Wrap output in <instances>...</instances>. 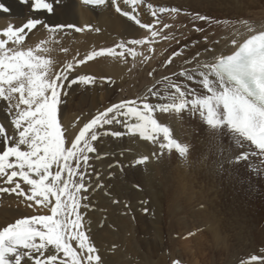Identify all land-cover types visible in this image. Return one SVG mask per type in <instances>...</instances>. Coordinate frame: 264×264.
Instances as JSON below:
<instances>
[{"label":"bare ground","instance_id":"1","mask_svg":"<svg viewBox=\"0 0 264 264\" xmlns=\"http://www.w3.org/2000/svg\"><path fill=\"white\" fill-rule=\"evenodd\" d=\"M58 1L59 0H54V2ZM67 1L70 2L71 5L67 9H56L53 16L38 12L36 17L43 23L29 31L20 45H16L9 41L7 47L13 50L32 49L35 55L50 59L52 62V74L58 71L63 72V69H65L68 63H73L74 68L72 70L78 69L80 71H86L93 76H104L105 79L103 80L97 78L91 90L88 89L83 94V96L88 94L84 99L89 101L91 110H94V107L103 103V108H97L98 110L88 115L89 118L91 115L94 117L99 112L105 110L104 106L111 103L110 101L113 98H115V104L121 101H136L137 103L143 101L153 105L164 103V95H166V93H164V89H160L157 85L160 81H165L169 84L178 83L186 89L192 90L193 88L197 95L205 94L202 86L199 84V78L189 81L186 77L181 76L180 73L184 70L190 71L196 69L198 65L214 62L215 58L227 54L235 48L236 45L232 44L233 40H236L238 43L247 36L264 30V17H254V14H252V17H237V20L233 21L218 20L214 15H211L210 18L205 17V19H200V14L202 13L200 11L201 9L195 5L188 4V0H153V2L171 1L172 3L184 4L193 8L192 17H190V12L188 10L178 12L173 15L174 19L172 23H168L165 20V17L171 16L170 14L166 15L164 17L165 19L162 18L164 21H161L162 19H155L153 13L159 8L156 4L154 5L153 2H151L153 9L150 7L141 9L142 5H139L140 0L134 6L125 4L124 0H117V5L122 11H134V15L140 20L141 24L152 25L151 30L140 27L133 20L117 11L115 14L111 10L105 9V6L96 9L91 5H82L78 0ZM192 1L198 2L197 0ZM261 1L264 2V0H254L257 4ZM7 7L10 9L9 12L0 11V30L5 29L2 25L19 23L23 21L24 17L27 15L26 10L28 9L24 4L18 1L10 0ZM54 7L60 6L54 5ZM149 10L152 13L151 21L147 17V11L149 12ZM214 10L215 13L224 12L223 10ZM196 11H199L200 14L195 13L194 16V12ZM249 11L252 12V10ZM228 12L230 11H227V13ZM242 12L246 11H236L235 13H241L240 15H242ZM259 13L264 16V11ZM228 19L234 18L229 17ZM44 23L49 26L62 25L64 27L59 31H52L45 28L43 26ZM165 25L168 27H165ZM77 29L80 30L78 31ZM249 29H251V31H249ZM153 31L157 33L155 37L152 36ZM0 39H7V37L0 35ZM192 39L197 40L193 41ZM133 40H143L145 42L142 44H134L131 43ZM111 41H114V43L111 45L107 44L108 46H106L105 42ZM121 44L124 45V49H132V52L128 53L125 51V55L120 56L119 52L123 51V49H120L118 46ZM38 45L40 46L39 48H37ZM102 48H116L117 55L105 54L103 56L94 57L92 60L86 61L83 64L75 65L76 61L79 59L83 60L90 52L98 51ZM75 56H77L78 59H76ZM169 60H171L170 63ZM163 70L165 74L167 73L168 75L164 77L165 79L157 78L156 80L154 76H158L159 71ZM150 73L152 75H150ZM71 76L73 75L70 74L65 81H68ZM109 76L115 79V83L112 82L113 84L111 83L109 85ZM145 82L149 83L146 85L148 90H146L147 88L142 90L143 92L137 96V88ZM149 89L159 91L162 95L159 97L150 95ZM114 91H116V97H114ZM16 95L18 98L19 94ZM64 101V99L63 101L61 100L57 106V117L63 112L64 104L66 103V101ZM0 104L2 106H7L6 102H0ZM194 114H196V111L191 107L182 110L180 113L167 114L156 112L154 114V118L157 119L158 122L169 127L170 138L175 139L179 143L182 141V143L188 147L190 156L186 157V160L179 159V157L175 155L176 150L174 149H161L159 147L160 143H166V141L163 140L162 134L158 136V142L153 143L151 140L142 139L138 134H129L123 123L118 124L116 131L121 133L120 136H117L116 141L117 154L121 155H118V160H121L119 162L124 168L123 173L126 174L125 178L130 180L140 178L143 185L146 187L148 186L147 191L150 198L149 203L153 208V218L151 220H146L143 217H138L135 208H131L132 211L130 212V216L127 214L116 217L111 210L112 206L106 204L99 198L101 195L92 194L94 197L91 196V200L95 202L96 208L102 210L103 216L100 213L101 217H99L98 210V212L93 211V213H97L95 218L93 216V220H86H90L89 223H91V229L89 231H85V221L82 217V230L88 236V242L96 249L93 255L99 254L101 258L100 264H118L121 261L120 258L119 260L116 257L114 252H104L100 255L99 252L106 246L108 250L112 248V244L115 245V248L118 246L117 249H119V251L117 250L116 252H120L121 255L123 254L122 250L128 251L129 258H123V264H157L154 263V257L153 261L150 258V255L152 256L150 244L153 240L159 243L158 246H162L163 244V231L161 226L163 199L162 192L159 188L163 185L167 186V177L169 176L170 170L175 169L179 171L181 175H184L189 165L197 166L192 172L194 174L192 178H198V180L191 182L196 186H205L202 191L200 190V192H197L196 197H194V195L190 197V199H192V197L193 199L195 198L196 202L199 203L196 204V206L200 205V208L196 210V215H194L195 213L193 214L197 222L195 223L199 227L205 226V230L210 234V243L205 244L208 246H204L203 249H206L208 253L215 257L216 254H218L219 257L223 254L230 257L225 258L227 264H236L240 255L248 256V258L253 256L257 257L256 260H247L244 258L246 259L244 264H264V250H259L260 247H257L264 243V235H262L264 233V226L263 233L254 231L253 228L256 218L258 219L262 214L255 209V204L250 202V206L248 205L250 207L248 212H250L249 210L253 213L255 211V214L252 213L251 217L247 216V213H245L246 210L240 206L241 204L229 203L230 200H233L234 195L239 196L237 193L234 194L235 190H231L229 199L226 198L225 200L223 196L224 189L221 188L219 190L217 185H220V183L217 179L214 180V177H221L220 171H227L230 175L234 174L236 176L247 173L249 170L248 161H246L248 170L242 167L243 163L241 162L244 161L238 163H230L229 161L234 160L235 157L239 156V153L248 151L249 145L245 144L243 147L237 146L230 142L231 138L227 132L224 136L221 133L209 130V127H200L197 120H193L192 115ZM74 119V115L65 117V123L68 125L66 133L69 135L73 133L72 125H76L77 123ZM186 123L191 125L194 130L199 128L200 134L196 135L192 131V134H188L186 131L181 132L185 128L184 124ZM184 134L188 137L192 136V138L190 137L191 139L189 140L187 138V142H185ZM23 149H26V146H24ZM252 150L255 149L253 148ZM144 156L149 157L148 162L137 165L136 160ZM250 159L253 163L258 162L257 157H251ZM173 163L174 168L172 167ZM102 168V166H98V170H102ZM249 172L252 174V177H249L250 181L247 184H249V186L252 185V187H250L251 191L245 187L242 188H244V190L246 189L247 192L249 190L252 198L259 199V196L264 195V186H256L255 182L260 181L264 184V171L256 172L249 170ZM184 179L185 178H182V180ZM118 181H120L119 176H111L110 182L116 183ZM191 182L188 184L189 187L192 184ZM124 186L125 188L122 190H130L131 193H135V196L141 195V193L135 191L136 189L134 190L131 186H127V184H124ZM105 190H107V187ZM126 196H128L127 191ZM122 197H124V195L121 192L119 198ZM221 197L224 199H221ZM182 198L179 191L176 189H171L166 195V199L168 200L166 216L170 218L169 224L171 227L176 216L174 212L179 209L178 202H182ZM221 201L224 202L222 203ZM10 202L13 203L14 200L8 199V202H5L2 208V211L8 213L10 216L23 215L25 213L33 214L41 210H44L46 213L50 211V208H43L35 203L30 208H14L11 204L9 205ZM25 203L26 202L22 200L24 206ZM81 213H84V210H81ZM85 214L91 216L88 210ZM183 223L184 227H187L185 220H183ZM151 228L154 230L155 234V239L153 240H151L152 238L150 237ZM70 243L78 253L81 252L76 241H71ZM138 248L141 249V251H139ZM153 250L155 249L153 248ZM81 255L86 258L88 253L85 251L81 253ZM216 259L217 257L215 260ZM209 260L211 262L215 261L212 258ZM192 261L198 262L197 259H192Z\"/></svg>","mask_w":264,"mask_h":264},{"label":"snow or ice","instance_id":"2","mask_svg":"<svg viewBox=\"0 0 264 264\" xmlns=\"http://www.w3.org/2000/svg\"><path fill=\"white\" fill-rule=\"evenodd\" d=\"M19 2L30 4L32 11L51 13L54 10V0ZM96 2L103 4L105 0ZM138 2L124 0L125 4L133 6ZM112 3L117 5V0H112ZM115 10L140 27L151 30L152 25L141 24L134 11H122L118 5ZM0 11L9 12L10 9L0 2ZM42 23L38 18H29L21 27L9 25L0 30V35L7 37L0 39V102H6L10 115L11 110H15L10 120L13 134L10 135L6 127L0 125V144L4 146L0 151V182L14 186L0 187V192L15 193L27 201H34L36 205L50 208L51 214L17 219L0 229V264H24L25 261L31 264H69V261L70 264H100V256L93 255L96 249L82 230L83 219L79 209L85 197L79 194L87 190L83 183L86 172L81 169L87 168L89 154L95 151L91 142L98 139V129L105 125L123 123L129 134H138L153 143H157L158 136L162 134L166 143H160L159 147L174 149L183 157L188 147L170 138L169 127L158 122L154 114L180 113L191 107L210 129L221 134L226 131L231 143L240 147L249 145L248 151L230 163L248 161L249 170L264 171V31L240 43L230 55H221L212 63L180 73L189 81L199 78L205 94L197 95L195 90L183 88L181 84L162 81L166 93L164 103L121 101L111 105L84 123L71 146L65 147L64 133L57 120V105L60 103L59 89L68 79L66 73L74 68V64L68 63L63 69L64 74L59 71L52 74L50 59L35 55L32 49L7 47L9 41L20 45L25 38V30L31 31ZM43 26L52 31L64 27L46 23ZM156 35L153 31L152 36ZM144 42L131 41L134 44ZM232 44L236 45L237 41L233 40ZM118 47L123 49L120 56H124L125 51L132 52L130 48L124 49L123 44ZM105 54L117 55L116 48L92 51L76 64ZM79 81L88 85L94 82V78L80 76ZM76 82L72 80L70 83ZM16 94H19L18 98ZM149 94L162 95L154 89H149ZM111 134L121 135L119 132ZM22 146H26V150H22ZM251 157H257L258 162L253 163ZM148 160L149 157L144 156L138 158L136 164H145ZM20 181L28 186L27 191ZM144 211L147 213V209ZM71 241L77 242L80 253L73 248ZM85 251L88 253L86 258L81 255ZM250 259L256 260L257 257Z\"/></svg>","mask_w":264,"mask_h":264},{"label":"rangeland","instance_id":"3","mask_svg":"<svg viewBox=\"0 0 264 264\" xmlns=\"http://www.w3.org/2000/svg\"><path fill=\"white\" fill-rule=\"evenodd\" d=\"M15 1L19 2V0H15ZM78 1L84 6H90L91 5L92 7L96 8V9H98V7L105 6L106 7L105 9L111 10L113 13L116 14V10H115L116 5H113L112 0H105V2L103 4H98L96 2V0H90V2H87V3L85 2V0H78ZM197 1L198 2L188 0V2H189L188 4L195 5L201 9L200 11L202 13L200 14L199 11H196V12H194V16H195V13L200 14V16L204 17V18L205 17L210 18L211 15H214L216 18H218V20H229V21L237 20L236 19L237 17H244V16L245 17H252V14H254L253 15L254 17L255 16L256 17H264L263 15H261V13H259V12L264 11V2L263 1L259 2V4L254 2V0H197ZM0 2L4 3L6 6H8L10 0H0ZM151 2H153V0H140L139 5H142L141 9H147L149 7L153 9ZM153 4L154 5L156 4V6L159 8L157 11L154 10L155 13H153V16H155V19H162L166 15L170 14L171 16L165 17L166 19L164 18L168 23L173 22V19H174L173 15L177 14L178 12H183L185 10L186 11L188 10L190 12L189 13L190 17H192V14L194 11L193 8L190 6H187L184 4L172 3L171 1H169V2H166V1H164V2H153ZM54 5H57L60 7H54L53 12L48 13L46 11H32L30 4H28V5L24 4V6L28 9V10H26L27 11L26 17H24L23 21L16 23V24H13L12 26L21 27L24 23H26V21L29 18H37L36 15L38 12L53 16V14L56 12V9H58V8L67 9L71 5V3L68 2L67 0H59L58 2H54ZM238 7H240V8H238ZM162 9H163V11H161ZM214 9L223 10L224 12L215 13ZM234 10H236V11L245 10L246 12H242L243 14L240 15L241 13L236 14L235 13L236 11H234ZM249 10H252V12ZM227 11H230V12L227 13ZM231 11H234V12H231ZM147 17L151 21L152 13L150 10H149V12L147 11ZM229 17L234 18V19H228ZM255 19H263V18H255ZM161 21H164V20L162 19ZM9 25L10 24H8V25L4 24L2 26H3V28L6 29ZM28 32H29L28 30H25V33H24L25 37H26V34H28ZM197 39H192V40L196 41ZM105 43H106V46H108L107 44L111 45L112 43H114V41L105 42ZM75 58L78 59L77 56H75ZM75 65H77V64H75ZM61 73L64 74L63 72H61ZM70 74H72L73 76H71L68 81H63L62 87L59 89V91L61 93L59 96V100L63 101V99H64L66 101V103L64 104L63 112L61 113L60 116L57 117L58 123L60 124L61 129L64 133L65 147L71 146V141L75 138V135L78 134L79 129L81 127H83L84 123L88 122L89 120H91L93 118V115H91L90 118L88 115L91 114L92 112L94 113L95 110H98L97 108H99V109L103 108V103H100L98 106L94 107V110H91V106L89 105V101L84 99L88 96V94H86L84 96H83V94L88 89L91 90V87H93L94 82L91 84L85 85L84 83L79 81V77L80 76H91L94 78V81L97 78L102 79V80L105 79L104 76L103 77L102 76L101 77L93 76L91 74H88L86 71H80L78 69L68 71L66 73L67 77ZM166 75H168V74L167 73L165 74V71L163 70V71H159L158 76H154V78H156V80H157V78L158 79H160V78L165 79L164 77ZM108 79L110 80L109 85L112 82L115 83V79L112 76H109ZM72 80H76L77 82L76 83H70ZM161 82L162 81H160V83L157 85L160 87V89H164L163 88L164 84ZM147 84H149V83L148 82L142 83L137 88V91H136L137 96H139V94L143 92L142 90H145L147 88L146 87ZM146 90H148V88ZM192 90H193V88H192ZM113 94H114V97H116V91H114ZM110 102L111 103L104 106V109H107L111 105H114L116 102L115 98H113ZM9 111L10 110L8 109L7 106H2L0 104V125H4L6 127L7 132L11 135V134H13V128L10 125V120H11L12 116L15 115V110L14 109L11 110L12 115L9 114ZM70 115H74V117H75L74 120L77 122V123L75 122L77 126L75 124L72 125L73 133L71 135L66 133V129H67L68 125H67V123H65V117L70 116ZM192 117H193V120H195V119L197 120V122L200 124V127H208L203 122L201 115L197 111H196V114L192 115ZM182 120H183V118H182ZM117 126H118L117 123H112L110 125H105L102 129H98V131L100 133L98 136V139L96 141L91 142L95 151L89 154L90 160H89V164H88L87 168L81 169L82 171L86 172V176H85L83 183L86 185L87 190L81 191V193L79 194L81 197H85V199H83L81 201V207L79 209L80 213H81V210H84V213H81V215L85 221L84 226L87 228V229L85 228V231H89L91 229V226H90L91 223H89L90 220H88V221H86V220L87 219L93 220V218H92L93 216L95 218L97 213L95 214V213H93V211L98 210L99 212L98 211L97 212L99 213V217H101V215H102V212H101L102 210H99V208H96L95 202L93 200H91V196H93L92 194L101 195L99 198L103 202H105L106 204H109L110 206H112L111 210L113 211V214H115L116 217L122 216V215H127V214H129V216H130V214H131L130 212L132 211L131 208L132 209L135 208V210H137L136 213H137L138 217H140V218L143 217L146 220H151L153 218V208L149 203L150 198L148 196V191H147L148 186L146 187L145 185H143V182L140 178L135 179V180H130L128 178H125L126 174L123 173L124 168L122 167V165L119 162L121 160H118V155L119 156H121V155L117 154V149H116L117 136H114L111 134V133L117 132L116 131ZM184 127L185 128L181 132L186 131L188 134H192L191 133V131H192L196 135L200 134L199 128H197V130H194V128L191 125H189L188 123L184 124ZM209 130H212V129H209ZM212 131H214V130H212ZM184 135H185V142H187L186 141L187 138H188V140L192 138V136L188 137L186 134H184ZM223 135L224 136L226 135V131L223 133ZM180 144L182 146H185V144L182 143V141H180ZM3 147H4L3 144H0V151H3ZM23 148H24V146H22V150H26ZM241 153H239V155H241ZM175 155L177 157H179V159L186 160V157L190 156V152L188 150L186 152V154L182 157L180 154L178 155V151H176ZM10 159L14 161L15 158H10ZM244 162H241L244 164V165L242 164V167L247 168V170H248V167L246 165V161H244ZM98 166H102L103 167L102 170H98ZM172 167L174 168V163L172 164ZM187 167L188 168H186V170H187L186 174H184V175L182 174L185 177H183L180 174V172L176 171L175 169L170 170L169 176L167 177V186L163 185L161 188H159L162 192V199H163L162 211H161V215H162L161 226H162V231H163V244H162V246H158L159 243L155 242V240H153V239H155L154 238L155 234H154V230L151 228L150 229V234H151L150 237L152 238L151 240H153V241H151V244H150L151 245L150 251H152V256L150 255V258L152 259V261L155 259L154 263H157V264H210V263H212V264L213 263H215V264H227V262L225 261V258H230V257H227L224 254L221 257H219V255L216 254V257H217V259H216L217 261H216L215 256H212L210 253L207 252L206 249H203L204 246H208L205 244L210 243V234L207 233V231L205 230V226H201V227L197 226V224H196L197 222L195 221L196 218H195V216H193V214L195 213L194 215H196V210H198V208H200V205L196 206V204H199V203L196 202L195 198L193 199V197H192V199H190V197L192 195H194V197H196L197 192H200V190L202 191L205 188V186H196L193 182H191V181H197L198 180V178L197 179L192 178L194 175L192 172L197 166L189 165ZM220 173H221V177H219V178L214 177V180L217 179V181L220 183V185H217L219 190L221 188L224 189L223 196H224L225 200H226V198L229 199V197L231 195V190H235L234 194L237 193L240 197L237 195L236 196L234 195L233 200L232 201L230 200L229 203H236L238 205L241 204L240 206L244 210H246L245 213H247V216H249V217H251V215L253 213L251 210H249L250 212H248V209L250 208L249 204H250V202L254 203L256 206L255 209L257 211H260V213L262 215L258 219L256 218L255 225L253 226V228H254V231H258V232L260 231L263 233L264 195L259 196V199L256 198L257 200L252 198V195L250 192L251 191L250 187H252V185L249 186V184H247L250 181L249 177H252L251 176L252 174L249 172V170L247 171V173L244 172L245 173L244 175L241 174L242 176L241 175L236 176L234 174L230 175V173L227 171H224V172L220 171ZM114 174L119 176L120 181H118L116 183L110 182V178H111V176H115ZM182 178H185V179L182 180ZM211 178H212V174H211ZM16 179L18 180L19 178H16ZM220 179H221V181H220ZM190 182L192 183L191 185H193V186L190 185V187H189L188 184H190ZM20 183H21L22 187L27 191L28 186L24 185L22 181H20ZM124 184L125 185L127 184V186H131L132 188H134V190L136 189L135 191H137L138 193H141V195L135 196V193H131L130 190H122L123 188H125ZM137 185H139V187H137ZM255 185L256 186H264V184L260 181L255 182ZM12 186H14V185H9V184L0 182V187H12ZM106 187H107V190H105ZM242 187H245V188L249 189L250 191L248 190V192H247V190L245 189L246 190L245 191L244 188H242ZM171 189H176L177 191H179L181 198L183 197L182 202L181 201L178 202L179 209L175 210V212H174L176 214V216H175V220L172 222V227L169 224L170 218H168L166 216V211L168 209V200L166 199V195ZM126 191L128 192V196H126ZM121 192L123 193L124 197L119 198V195L121 194ZM188 194H189V196H188ZM185 195H187V196H185ZM186 197H188V198H186ZM224 198L221 197V199H224ZM8 199L14 200V202L13 203L10 202L9 205L11 204L12 206H14V208H20V209L30 208L29 205L30 204L33 205L35 203L34 201H27L24 197L18 196L15 193L0 192V229L7 226L8 224L14 223L17 219L27 218V217H31V216H37V215H50L51 214L50 211H48L46 213V212H44V210H41L42 212L41 211L34 212V210H33V212H34L33 214H26L25 213L26 215L23 214V215H17V216H15V215L10 216L8 213H5L4 211H2V208L4 207L3 205L5 202H8ZM246 199H247L248 203L246 202ZM22 200H24L26 202L25 203L26 207L22 204ZM221 202L223 203L224 201H221ZM259 205H260V207H259ZM144 209H147V213H145ZM183 209H184V211H183ZM87 210L91 213V216L85 214V212ZM182 212H187V213H182ZM100 213H101V215H100ZM253 214H255V211ZM172 218H174V217H172ZM178 218H180V219H178ZM183 220H185V222H186L185 224L187 225V227H184ZM198 233H199V235H198ZM200 233H201V235H200ZM203 234H205V235H203ZM262 235H264V233ZM204 238H206V239H204ZM256 241H257V239H256ZM112 246L113 247L110 248L109 250H108V247L106 246L101 252H99L100 255L103 254L104 252H110V253L114 252L116 254V257L118 259L119 258L121 259V261L118 264H123L122 259L123 258H129L128 251H124L121 249L123 251L122 252L123 254L121 255L120 252L119 253L116 252L117 250L119 251V249H117L118 246L116 248H115L114 244H112ZM257 247H260L259 250H262V249L264 250V243H262L261 245H259ZM153 248L156 251L153 250ZM139 251H141V249H139ZM169 255L171 258L169 257ZM206 255H208V256H206ZM86 257H87V255H86ZM153 257H154V259H153ZM172 257H173V259H172ZM211 258L214 259L215 261L211 262L209 260ZM244 258H246L247 260H250V258H248V256L240 255L239 260L237 261L236 264H244V261H246V259H244ZM61 259H63L62 254H61ZM192 259H197L198 262H194V261H192ZM256 262H258V261H256ZM24 264H31V262L25 261ZM69 264H70V261H69Z\"/></svg>","mask_w":264,"mask_h":264}]
</instances>
